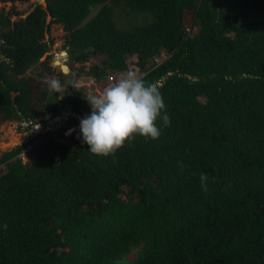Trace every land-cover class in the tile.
<instances>
[{
  "label": "trees",
  "instance_id": "obj_1",
  "mask_svg": "<svg viewBox=\"0 0 264 264\" xmlns=\"http://www.w3.org/2000/svg\"><path fill=\"white\" fill-rule=\"evenodd\" d=\"M11 15L0 11L1 121L62 103L71 125L91 114L71 76L34 99L46 34L62 24L98 82L130 69L157 82L170 125L108 157L80 130L69 145L49 132L1 154L0 264H264V0H46Z\"/></svg>",
  "mask_w": 264,
  "mask_h": 264
},
{
  "label": "clouds",
  "instance_id": "obj_2",
  "mask_svg": "<svg viewBox=\"0 0 264 264\" xmlns=\"http://www.w3.org/2000/svg\"><path fill=\"white\" fill-rule=\"evenodd\" d=\"M47 85L50 93L62 91L55 78L48 80ZM87 101L91 114L80 120V133L82 142L95 156H112L137 136L158 139V120H162L164 127L170 125V117L162 115L165 104L158 83H146L135 70L122 73ZM200 179L201 186L206 187L207 176L201 174Z\"/></svg>",
  "mask_w": 264,
  "mask_h": 264
},
{
  "label": "rangeland",
  "instance_id": "obj_3",
  "mask_svg": "<svg viewBox=\"0 0 264 264\" xmlns=\"http://www.w3.org/2000/svg\"><path fill=\"white\" fill-rule=\"evenodd\" d=\"M43 5L46 6V0H30L26 3H2L0 2V11L5 10L7 12H12L11 20L16 23L20 18H25L36 6ZM187 23V21H186ZM27 34V33H25ZM226 35H232L233 32L226 31ZM70 35L66 34L62 28L60 30H56L53 26L46 34L47 40L53 41L52 50L46 54L40 61L39 66L45 73V78L34 86V99H37V95L43 90V86L47 85V81L55 78L60 83L63 77L72 78L74 82L78 81H91V77L85 75L86 73L82 72L79 69L78 64L74 63L71 59V48L69 46V42L71 41ZM79 51V49H76ZM72 51V50H71ZM60 53V54H59ZM59 55L63 56L64 61L62 64H66L69 66L70 70H74V74L70 73L68 75H64L57 63V58ZM103 57L96 56L89 63L90 65L101 66ZM2 61L0 54V62ZM29 74L32 75V72ZM28 74V75H29ZM63 75V77H62ZM71 79H68V82ZM62 85V84H61ZM64 86L62 85V91L64 90ZM88 89V88H87ZM101 89L99 90V93ZM99 93H93L94 95H98ZM64 95H61L59 98L57 95H52L49 99V103L51 106L57 105V102H64ZM58 102V104H59ZM69 108L64 104H59V114L52 115L49 112H46L44 115L39 117L38 119L32 121H24V122H10V121H1L0 120V155L5 152H10L15 148H18L26 142L31 141V139H37L38 143L44 140V135L51 132L53 133L52 138L54 140L63 141L65 144L69 145L68 137L66 133L73 129V126L70 124L71 116H70ZM38 126V127H36ZM39 129V130H38ZM79 131V130H78ZM36 132V133H35ZM74 131H72L73 133ZM1 176V172H0Z\"/></svg>",
  "mask_w": 264,
  "mask_h": 264
},
{
  "label": "built area",
  "instance_id": "obj_4",
  "mask_svg": "<svg viewBox=\"0 0 264 264\" xmlns=\"http://www.w3.org/2000/svg\"><path fill=\"white\" fill-rule=\"evenodd\" d=\"M168 57H169V55H168L167 51H164L159 57H157L155 59V63L157 65H160L164 62V60H167ZM78 66L80 68L81 64H78ZM71 70H72V74H74V70L73 69H71ZM136 72L138 73V70H136ZM84 73H86L85 75H87L88 77H91V79L92 78H94V79H92L89 82H85V81L75 82L74 86H75V88H77L79 90L81 89V90L85 91V93L87 94L88 97L91 95H94L93 93H99L100 89L102 91L106 86H108L110 83L114 82L118 78V76L116 74H110L108 77V80L98 82L95 77L89 75L87 72H84ZM138 75H140L142 77L144 74L138 73ZM73 128H75L76 131L80 130V124L73 126ZM19 157L21 158V161H23L24 163H26L28 161L25 152H22L19 155Z\"/></svg>",
  "mask_w": 264,
  "mask_h": 264
},
{
  "label": "water",
  "instance_id": "obj_5",
  "mask_svg": "<svg viewBox=\"0 0 264 264\" xmlns=\"http://www.w3.org/2000/svg\"><path fill=\"white\" fill-rule=\"evenodd\" d=\"M12 24H14L13 20H12ZM64 67L68 70V72L65 71ZM60 69H61V71H62V73H63L64 75H68V74L72 73V71L70 70V68H69L68 65L60 66ZM77 128H78V127H77ZM72 131H76V129L73 128V129L69 130V131H68L69 133H66V135H67V136L71 135V134H72ZM35 133H36V132H35ZM26 143H28V142H26Z\"/></svg>",
  "mask_w": 264,
  "mask_h": 264
},
{
  "label": "crops",
  "instance_id": "obj_6",
  "mask_svg": "<svg viewBox=\"0 0 264 264\" xmlns=\"http://www.w3.org/2000/svg\"><path fill=\"white\" fill-rule=\"evenodd\" d=\"M53 28H56V29H59V30H60V28H62V30H64V32H65L66 34L69 33V31H67V30L65 29L64 25H62V24H55V25H53Z\"/></svg>",
  "mask_w": 264,
  "mask_h": 264
},
{
  "label": "bare ground",
  "instance_id": "obj_7",
  "mask_svg": "<svg viewBox=\"0 0 264 264\" xmlns=\"http://www.w3.org/2000/svg\"><path fill=\"white\" fill-rule=\"evenodd\" d=\"M60 54V53H59ZM58 60H59V62H60V65H59V67L60 66H64V65H66V64H62V62L64 61V58H63V56L61 55H59V57H58ZM64 69H65V71L66 72H68V70L64 67Z\"/></svg>",
  "mask_w": 264,
  "mask_h": 264
},
{
  "label": "flooded vegetation",
  "instance_id": "obj_8",
  "mask_svg": "<svg viewBox=\"0 0 264 264\" xmlns=\"http://www.w3.org/2000/svg\"><path fill=\"white\" fill-rule=\"evenodd\" d=\"M72 71V70H71Z\"/></svg>",
  "mask_w": 264,
  "mask_h": 264
}]
</instances>
